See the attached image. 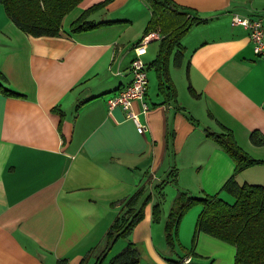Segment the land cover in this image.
Instances as JSON below:
<instances>
[{"label": "crops", "instance_id": "1", "mask_svg": "<svg viewBox=\"0 0 264 264\" xmlns=\"http://www.w3.org/2000/svg\"><path fill=\"white\" fill-rule=\"evenodd\" d=\"M100 1L77 5L64 17L59 36L27 34L9 17L0 23V70L23 94L0 92V264H107L130 241L147 264H169L168 212L162 208L161 220L153 219L158 190L175 182L172 198L179 191L215 194L235 169L207 129L225 126L240 147L264 161V144L251 140L254 131L264 135V55L255 53L249 30L232 22L235 14L264 20V0H174L204 21L181 40L183 65L174 66L171 58L176 102L160 95L155 68L148 72L150 108L144 112L140 100L133 107L148 127L145 133L122 107L110 111L107 100L131 83L150 5L111 0L91 19L114 23L71 31L83 11ZM139 4L144 11L138 17ZM160 40L154 37L141 49L147 68ZM236 178L264 184V164ZM140 187L144 198L152 195L144 218L105 253L123 201ZM196 210L198 218L202 207ZM179 230L183 245L191 247L194 231L183 240ZM195 253H184L182 262L234 264L236 247L201 232Z\"/></svg>", "mask_w": 264, "mask_h": 264}, {"label": "trees", "instance_id": "2", "mask_svg": "<svg viewBox=\"0 0 264 264\" xmlns=\"http://www.w3.org/2000/svg\"><path fill=\"white\" fill-rule=\"evenodd\" d=\"M83 0H0L8 17L25 33L33 36H59L64 17ZM111 0L93 4L72 23L71 31L78 32L102 26L115 21L96 22L92 14L106 7ZM151 8V17L145 28V35L158 33L161 36L160 49L150 67L155 68L159 79V93L165 101H177V90L171 79L170 62L181 67L184 62L182 38L192 26L204 20L195 16L193 10L179 5L174 0H146ZM0 92L9 96H23L8 85L6 76L0 70ZM86 101L81 102L78 108ZM59 111V108H54ZM206 134L220 145L233 159L235 169L222 189L215 193H205L202 197L191 196L179 191L174 198L165 222V235L172 250L176 248L179 229L184 215L195 205L202 210L197 218L192 246L185 250L186 255H195L198 235L205 232L236 247L234 264H264V184H240L237 175L243 170L264 164V161L252 157L236 141L232 130L221 125V131L207 129ZM251 140L257 145L264 144V135L258 131L251 134ZM177 179L174 178V181ZM222 192L234 197L228 202ZM159 201L153 207V219L161 220L164 194L160 191ZM145 194L144 187L138 188L123 205L107 232V248H111L119 238L128 237L133 228L144 218L146 205L152 195ZM104 253V254H105ZM185 256V255H184ZM179 260H169V264H185ZM63 259L59 264H66ZM107 264H142L141 252L136 243L130 241L125 248L113 256Z\"/></svg>", "mask_w": 264, "mask_h": 264}, {"label": "built area", "instance_id": "3", "mask_svg": "<svg viewBox=\"0 0 264 264\" xmlns=\"http://www.w3.org/2000/svg\"><path fill=\"white\" fill-rule=\"evenodd\" d=\"M233 24L242 25L249 30V36L252 40L254 51L258 55H264V20L261 17H248L239 14L233 15ZM154 37H161L158 33H150L143 37L141 41L136 43V57L132 60L130 73L132 76L131 83L125 88L119 90L108 98V106L110 111L117 106L127 111V116L132 118L140 133L148 130L146 124L140 121L139 113L135 112L134 103L138 100L143 103V111L147 112L150 108L146 102V96L149 88V77L147 65L141 58V49H143Z\"/></svg>", "mask_w": 264, "mask_h": 264}, {"label": "rangeland", "instance_id": "4", "mask_svg": "<svg viewBox=\"0 0 264 264\" xmlns=\"http://www.w3.org/2000/svg\"><path fill=\"white\" fill-rule=\"evenodd\" d=\"M140 5V6H139ZM137 7H135L134 9V13L139 17L142 15L143 13V8H141V4H139ZM140 7V8H139ZM4 17H8L6 11H5V8H4V5L2 3H0V23H2V20L4 19ZM150 67V66H149ZM147 68L148 69V72L151 69L150 68ZM152 75V73H150V76ZM174 182V181H172ZM155 187L154 186V189H153V193L155 192ZM156 189H158V187H156ZM165 189V193H163L162 191ZM162 193L164 194V199L162 201V204H161V207L163 208V211H167L168 214H169V211H170V208L172 207V204H173V200L175 198H172V194H175L176 193V186H175V182L174 184L173 183H166V187L162 188L161 189ZM147 192H151V188H148V191ZM160 191L158 190V195L160 196ZM225 193V192H224ZM228 202H233L235 199L234 197H232L231 195L225 193L224 195H222ZM198 207L201 208V205H195L193 206L191 209H189L187 211V213L184 215L182 221H181V224H180V228H183V233L182 234V238L184 240V237L183 236H187L189 238H191V235L193 234V231H194V226H195V220L197 219V212L198 210H196ZM194 224V225H193ZM180 231V230H179ZM187 237V238H188ZM192 238H193V235H192ZM163 241L164 238H163ZM190 247H185L181 241V237H180V232H179V235H178V240L176 241V248L175 250H172V249H168V254L170 255V260H179L181 256L184 255L185 253V250L189 249ZM141 263L142 264H147L148 261L146 258H143L141 260Z\"/></svg>", "mask_w": 264, "mask_h": 264}]
</instances>
